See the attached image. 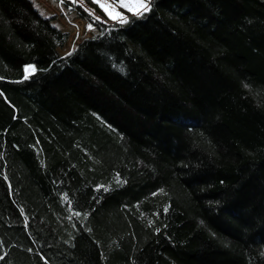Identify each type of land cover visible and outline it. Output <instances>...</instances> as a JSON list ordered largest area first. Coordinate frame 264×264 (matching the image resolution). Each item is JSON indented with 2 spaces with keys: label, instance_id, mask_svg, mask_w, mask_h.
<instances>
[{
  "label": "trees",
  "instance_id": "trees-1",
  "mask_svg": "<svg viewBox=\"0 0 264 264\" xmlns=\"http://www.w3.org/2000/svg\"><path fill=\"white\" fill-rule=\"evenodd\" d=\"M62 5L0 0V264H264V0Z\"/></svg>",
  "mask_w": 264,
  "mask_h": 264
},
{
  "label": "rangeland",
  "instance_id": "rangeland-1",
  "mask_svg": "<svg viewBox=\"0 0 264 264\" xmlns=\"http://www.w3.org/2000/svg\"><path fill=\"white\" fill-rule=\"evenodd\" d=\"M34 5L39 9V11L46 16H53V23L61 28L62 30L68 31L70 36L66 44L59 50L61 53H68L74 50L78 44L86 37L91 36L98 32V29L92 27V30L88 29V24L85 19L80 17L75 11L67 10L62 4L57 0H32ZM85 6H87L92 12L98 17L111 20L107 15L101 10L96 9L93 6L87 5L84 1L79 0ZM100 2L106 5H112V0H100ZM127 2L132 3L134 0H127ZM110 11L115 15L117 12L123 13L124 16L128 17L131 12L126 11L123 7L113 5L109 8Z\"/></svg>",
  "mask_w": 264,
  "mask_h": 264
},
{
  "label": "snow or ice",
  "instance_id": "snow-or-ice-1",
  "mask_svg": "<svg viewBox=\"0 0 264 264\" xmlns=\"http://www.w3.org/2000/svg\"><path fill=\"white\" fill-rule=\"evenodd\" d=\"M92 2L98 4L100 9L105 13V15L108 16L109 19L117 21L119 23H127L128 19L123 15V13L117 12L114 15L113 12L109 10V8L113 5L123 7L124 9H126V11L131 12L137 17L142 16L145 12L151 10L149 7L150 0H134V2L132 3L127 2V0H112V5H106L100 2V0H92ZM61 3L63 4L64 0H61ZM90 15L93 17L94 22L99 21L101 23H104V21H101L100 17L96 16L94 12H91ZM88 29L92 30V24L88 25ZM23 71L25 74L24 79H28L29 74L34 73L36 69L33 65H26L24 66ZM165 211H167V209H165ZM0 259H3V257H0Z\"/></svg>",
  "mask_w": 264,
  "mask_h": 264
}]
</instances>
